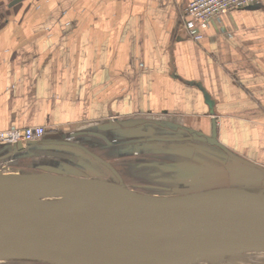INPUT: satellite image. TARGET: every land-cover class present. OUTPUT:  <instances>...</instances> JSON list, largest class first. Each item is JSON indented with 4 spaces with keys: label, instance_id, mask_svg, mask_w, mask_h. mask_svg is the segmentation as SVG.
I'll return each mask as SVG.
<instances>
[{
    "label": "crops",
    "instance_id": "obj_1",
    "mask_svg": "<svg viewBox=\"0 0 264 264\" xmlns=\"http://www.w3.org/2000/svg\"><path fill=\"white\" fill-rule=\"evenodd\" d=\"M190 1L0 0V127L41 126L43 141L72 140L103 160L124 157L125 140L145 133L157 151L172 138L210 147L197 139L204 137L264 170V0L221 18L229 37L196 25L198 42L178 25ZM130 121L141 123L121 126ZM95 138L105 158L93 151ZM66 150L29 146L0 170L60 169L46 161ZM74 157L76 175L110 179L85 154ZM37 158L46 160L40 168ZM214 181L225 184L217 167Z\"/></svg>",
    "mask_w": 264,
    "mask_h": 264
},
{
    "label": "water",
    "instance_id": "obj_2",
    "mask_svg": "<svg viewBox=\"0 0 264 264\" xmlns=\"http://www.w3.org/2000/svg\"><path fill=\"white\" fill-rule=\"evenodd\" d=\"M197 139L224 155L216 167L225 184L206 187L214 177L201 171L202 187L164 196L130 190L112 166L72 140L3 146L0 162L29 146H63L71 155L85 154L115 180L98 173L76 175L68 164L44 172L0 173V262L191 264L264 253V170L211 139ZM179 165L191 172L199 168Z\"/></svg>",
    "mask_w": 264,
    "mask_h": 264
},
{
    "label": "rangeland",
    "instance_id": "obj_3",
    "mask_svg": "<svg viewBox=\"0 0 264 264\" xmlns=\"http://www.w3.org/2000/svg\"><path fill=\"white\" fill-rule=\"evenodd\" d=\"M132 132L126 134L127 137H133ZM146 134V135H145ZM143 134V137L147 138L145 140H134L132 138H127L125 140L124 157L119 159L109 158L104 160L110 166H114L116 170L122 173V176H126L125 181L128 182V187L130 190L137 191L140 193L151 194V195H172L179 191H185L190 189L192 186L200 188L203 185L201 180L203 177V172L210 177L213 175L214 181L216 179V166H220L216 160L220 159L224 155L215 147H203L196 145L194 143H189L188 145H180L183 141L179 138L170 139L171 144L166 147L165 151H157L155 144H151L154 139L153 136L148 133ZM131 135V136H129ZM159 138V137H158ZM98 139V138H95ZM160 139V138H159ZM165 139V138H164ZM178 139V140H177ZM168 140V138H167ZM177 140V141H175ZM164 141V140H163ZM153 142V141H152ZM98 145L93 151L100 152V156H103L101 141L96 140ZM154 149V150H153ZM152 151V152H151ZM169 153L171 155L155 157V156H139L136 153ZM221 155V156H219ZM220 157V158H219ZM105 158V157H104ZM89 160V158L87 159ZM45 162L46 160L43 159ZM41 159H35V167H42ZM90 161V160H89ZM78 159L74 155L66 154L62 156L58 161H46L48 166H61L63 164H68L72 166V171L76 170L78 167ZM194 164L199 166L198 170L195 172L186 171L180 167L179 164ZM182 170V171H180ZM9 172L8 174H16L11 172V170L4 169L0 172ZM201 171H203L201 173ZM74 172V173H75ZM79 172V171H78ZM80 173V172H79ZM6 174V173H1ZM186 177L189 179L190 183L186 188L182 184L186 183ZM110 180L113 181L115 178L112 176ZM210 180L205 183L206 187H211L212 184L216 182ZM208 184V185H207ZM229 187H236L234 184H229ZM0 264H39L34 262H21V261H2ZM191 264H264V253H241L227 255L217 258H212L208 260H202L198 262H193Z\"/></svg>",
    "mask_w": 264,
    "mask_h": 264
},
{
    "label": "built area",
    "instance_id": "obj_4",
    "mask_svg": "<svg viewBox=\"0 0 264 264\" xmlns=\"http://www.w3.org/2000/svg\"><path fill=\"white\" fill-rule=\"evenodd\" d=\"M258 0H191L178 12L179 29L192 41L201 39L196 25L203 28L213 26L216 34L231 36V31L221 21L233 10L257 4ZM41 126L3 129L0 127V146L14 147L17 143L39 142L45 134Z\"/></svg>",
    "mask_w": 264,
    "mask_h": 264
},
{
    "label": "bare ground",
    "instance_id": "obj_5",
    "mask_svg": "<svg viewBox=\"0 0 264 264\" xmlns=\"http://www.w3.org/2000/svg\"><path fill=\"white\" fill-rule=\"evenodd\" d=\"M257 253H263V252H257ZM239 254H241V253H239Z\"/></svg>",
    "mask_w": 264,
    "mask_h": 264
}]
</instances>
